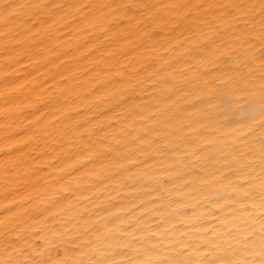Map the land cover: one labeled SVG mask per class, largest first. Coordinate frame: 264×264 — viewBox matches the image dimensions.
<instances>
[{
    "label": "snow or ice",
    "instance_id": "1",
    "mask_svg": "<svg viewBox=\"0 0 264 264\" xmlns=\"http://www.w3.org/2000/svg\"><path fill=\"white\" fill-rule=\"evenodd\" d=\"M0 264H264V0H0Z\"/></svg>",
    "mask_w": 264,
    "mask_h": 264
}]
</instances>
